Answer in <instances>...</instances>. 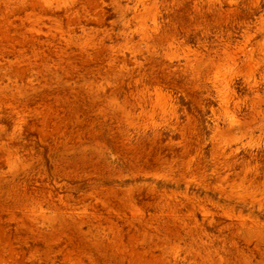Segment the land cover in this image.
Masks as SVG:
<instances>
[{"label":"rangeland","instance_id":"rangeland-1","mask_svg":"<svg viewBox=\"0 0 264 264\" xmlns=\"http://www.w3.org/2000/svg\"><path fill=\"white\" fill-rule=\"evenodd\" d=\"M0 264H264V0H0Z\"/></svg>","mask_w":264,"mask_h":264}]
</instances>
